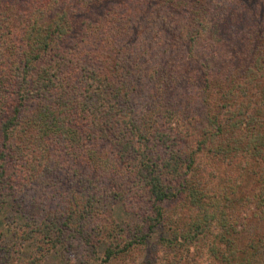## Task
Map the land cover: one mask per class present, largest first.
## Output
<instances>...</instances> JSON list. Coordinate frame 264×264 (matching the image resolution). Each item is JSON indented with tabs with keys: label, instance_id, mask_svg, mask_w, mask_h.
<instances>
[{
	"label": "trees",
	"instance_id": "16d2710c",
	"mask_svg": "<svg viewBox=\"0 0 264 264\" xmlns=\"http://www.w3.org/2000/svg\"><path fill=\"white\" fill-rule=\"evenodd\" d=\"M2 218L3 264H253L264 0H0Z\"/></svg>",
	"mask_w": 264,
	"mask_h": 264
},
{
	"label": "rangeland",
	"instance_id": "374dc122",
	"mask_svg": "<svg viewBox=\"0 0 264 264\" xmlns=\"http://www.w3.org/2000/svg\"><path fill=\"white\" fill-rule=\"evenodd\" d=\"M248 210H250L249 207H245V209L242 207L238 208L236 210L234 209L233 210L234 211L233 216L241 215L242 218H245V216L248 215V213H249ZM114 215L120 221L122 220V221H127L130 223H133L136 220V217L127 214L121 206H117L115 208V214ZM246 218H247V216H246ZM9 223L13 224V219H9V220H7V222L3 218H2V220L0 219V230L3 231L5 242H10L13 239V237L11 235V231L9 229L10 228ZM17 224H19V222H17ZM161 235H162L161 232L157 231L154 234V240H153L152 244L156 243L155 241L158 240V238ZM20 245L22 247L21 248L22 251L20 252V255H19V260H18L20 262L19 264H66L65 258H64V256H62V249L61 248H58V250H56V251H51L50 253L45 254V256L43 258H41L39 262L38 261L33 262L32 260L34 257H32V256L30 257L32 245L29 243H21ZM259 250L260 251L257 254V256L254 257V259H253V264H264V249L261 247V245H260ZM197 257H198V255H196V258ZM199 258L201 260V257H199ZM3 263L4 262H2V259H0V264H3ZM114 264H125V263H123V261H117Z\"/></svg>",
	"mask_w": 264,
	"mask_h": 264
}]
</instances>
